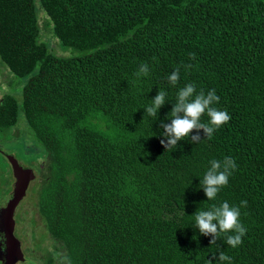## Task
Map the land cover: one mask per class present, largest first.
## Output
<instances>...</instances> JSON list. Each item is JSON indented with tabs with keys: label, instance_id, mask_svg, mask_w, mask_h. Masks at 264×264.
Returning a JSON list of instances; mask_svg holds the SVG:
<instances>
[{
	"label": "trees",
	"instance_id": "trees-1",
	"mask_svg": "<svg viewBox=\"0 0 264 264\" xmlns=\"http://www.w3.org/2000/svg\"><path fill=\"white\" fill-rule=\"evenodd\" d=\"M57 42L88 52L59 55ZM0 60L25 80L21 105L0 99V133L21 107L43 147L38 213L59 246L46 264H218L221 251L264 264V0H0ZM141 63L149 74L137 77ZM189 83L215 89L231 120L168 150L161 125ZM228 156L238 167L209 201L201 181ZM243 200L242 244L222 233L211 245L195 213Z\"/></svg>",
	"mask_w": 264,
	"mask_h": 264
},
{
	"label": "clouds",
	"instance_id": "clouds-1",
	"mask_svg": "<svg viewBox=\"0 0 264 264\" xmlns=\"http://www.w3.org/2000/svg\"><path fill=\"white\" fill-rule=\"evenodd\" d=\"M189 56L190 59L196 58L195 53H191ZM186 67L190 68L191 65ZM149 70L147 63H141L135 75L137 77L147 76ZM167 79L172 86H175L180 80V69H175ZM166 96L167 93L164 90H159L151 105L145 109V113L148 116L156 117L158 110L166 102ZM219 99L215 89L209 90L207 94L203 90L197 93L195 84H186L176 95V102L170 113L171 123L161 125L167 143L165 144L164 139H161L160 143L169 150L175 148L178 141L189 137L193 131L199 133L200 130H203L206 138L211 139L214 132L231 120L227 110H220L214 106L219 103ZM205 114L209 118L207 123L201 121ZM191 140L193 143H198L200 137L199 135L193 136ZM237 167L231 156L225 157L222 161L215 159L210 161V168L201 181L207 200L214 201L217 198L221 189L228 185L229 177ZM246 207L247 201L243 200L239 206L223 201L218 206L212 205L206 211L198 209L194 215L195 225L201 234L213 237L210 241L211 245L216 244L217 238L222 233H233L226 235L225 243L231 248H236L242 244V238L247 233V228L241 222V208ZM213 258L215 259V257ZM207 264H213L212 260H208ZM218 264H232V258L225 251H221Z\"/></svg>",
	"mask_w": 264,
	"mask_h": 264
},
{
	"label": "rangeland",
	"instance_id": "rangeland-1",
	"mask_svg": "<svg viewBox=\"0 0 264 264\" xmlns=\"http://www.w3.org/2000/svg\"><path fill=\"white\" fill-rule=\"evenodd\" d=\"M44 22L45 18L42 16L40 22L42 34L50 38V43H52L55 41V37L51 32H48L49 30L43 28ZM57 45L56 51L59 55L82 56L88 52L73 47L65 49L58 42ZM54 53L56 52L54 51ZM9 70L0 60V99L5 92V94L12 95L21 105L25 80L10 74ZM41 155H43V147L35 138L32 128L27 125L23 110L20 107L18 124L14 128L0 133V209L11 198L15 183L6 157L12 156L23 167L37 170V166L43 163ZM36 179L31 183L26 197L19 204L15 214V236L23 244L22 250L26 258L24 264H46L50 255L57 253L56 251L59 249L38 213L37 203L41 176L38 174ZM44 233L45 236L42 237ZM56 264H59V261H56Z\"/></svg>",
	"mask_w": 264,
	"mask_h": 264
},
{
	"label": "water",
	"instance_id": "water-1",
	"mask_svg": "<svg viewBox=\"0 0 264 264\" xmlns=\"http://www.w3.org/2000/svg\"><path fill=\"white\" fill-rule=\"evenodd\" d=\"M15 179L11 198L6 205L0 209V234L4 240L0 241V263L19 264L25 262L22 246L15 236L16 209L26 197L31 183L36 179L35 171L31 168H24L16 158L7 156ZM5 246V249H4Z\"/></svg>",
	"mask_w": 264,
	"mask_h": 264
},
{
	"label": "flooded vegetation",
	"instance_id": "flooded-vegetation-1",
	"mask_svg": "<svg viewBox=\"0 0 264 264\" xmlns=\"http://www.w3.org/2000/svg\"><path fill=\"white\" fill-rule=\"evenodd\" d=\"M3 239H4L3 234H0V241H3ZM21 246H23V244H21ZM4 249H5V248H4ZM22 252H23V250H22Z\"/></svg>",
	"mask_w": 264,
	"mask_h": 264
}]
</instances>
